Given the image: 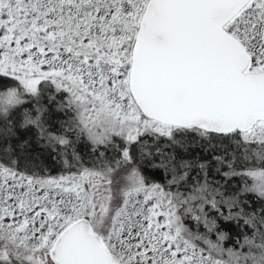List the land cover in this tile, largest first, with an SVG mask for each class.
I'll list each match as a JSON object with an SVG mask.
<instances>
[{
  "label": "snow or ice",
  "instance_id": "obj_1",
  "mask_svg": "<svg viewBox=\"0 0 264 264\" xmlns=\"http://www.w3.org/2000/svg\"><path fill=\"white\" fill-rule=\"evenodd\" d=\"M0 264H264V0H0Z\"/></svg>",
  "mask_w": 264,
  "mask_h": 264
},
{
  "label": "trees",
  "instance_id": "obj_2",
  "mask_svg": "<svg viewBox=\"0 0 264 264\" xmlns=\"http://www.w3.org/2000/svg\"><path fill=\"white\" fill-rule=\"evenodd\" d=\"M31 134H32V132L30 131V132L22 134V135H31ZM81 151L82 152H86L87 149L82 145L81 146ZM196 155H200L201 157H204V158H209L211 154H208V156H205V153H203L199 148H195V147L190 148L188 150V156L189 157L196 156ZM151 163H152V161L147 160V159L143 162V166L142 167H143V171L146 174H150V165H151Z\"/></svg>",
  "mask_w": 264,
  "mask_h": 264
}]
</instances>
